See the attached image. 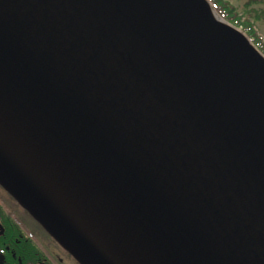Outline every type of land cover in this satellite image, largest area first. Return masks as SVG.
Returning <instances> with one entry per match:
<instances>
[{
    "label": "water",
    "instance_id": "95a60500",
    "mask_svg": "<svg viewBox=\"0 0 264 264\" xmlns=\"http://www.w3.org/2000/svg\"><path fill=\"white\" fill-rule=\"evenodd\" d=\"M0 184L80 264H264V54L208 0H0Z\"/></svg>",
    "mask_w": 264,
    "mask_h": 264
},
{
    "label": "flooded vegetation",
    "instance_id": "af4514ba",
    "mask_svg": "<svg viewBox=\"0 0 264 264\" xmlns=\"http://www.w3.org/2000/svg\"><path fill=\"white\" fill-rule=\"evenodd\" d=\"M0 264H80L0 184Z\"/></svg>",
    "mask_w": 264,
    "mask_h": 264
},
{
    "label": "trees",
    "instance_id": "16d2710c",
    "mask_svg": "<svg viewBox=\"0 0 264 264\" xmlns=\"http://www.w3.org/2000/svg\"><path fill=\"white\" fill-rule=\"evenodd\" d=\"M214 9L225 18L228 22L237 27H242L243 31L248 35L252 42L262 51L264 54V40L258 34V31L253 22L249 19H244L242 15L236 12L234 6L228 0H209ZM264 0H251L250 4L261 3Z\"/></svg>",
    "mask_w": 264,
    "mask_h": 264
},
{
    "label": "rangeland",
    "instance_id": "374dc122",
    "mask_svg": "<svg viewBox=\"0 0 264 264\" xmlns=\"http://www.w3.org/2000/svg\"><path fill=\"white\" fill-rule=\"evenodd\" d=\"M236 12L254 23L258 34L264 40V2L251 3V0H228ZM221 16V15H220Z\"/></svg>",
    "mask_w": 264,
    "mask_h": 264
}]
</instances>
